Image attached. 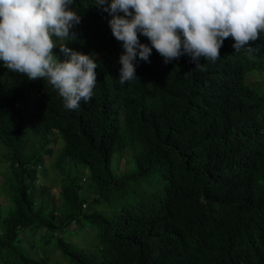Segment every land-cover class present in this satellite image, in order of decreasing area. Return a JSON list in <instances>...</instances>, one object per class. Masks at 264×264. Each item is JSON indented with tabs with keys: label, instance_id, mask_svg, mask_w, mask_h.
<instances>
[{
	"label": "trees",
	"instance_id": "obj_1",
	"mask_svg": "<svg viewBox=\"0 0 264 264\" xmlns=\"http://www.w3.org/2000/svg\"><path fill=\"white\" fill-rule=\"evenodd\" d=\"M92 3L76 0L80 31L66 41L73 50L97 54L99 64L94 95L78 109H65L51 86L12 73L0 61V141L22 177L15 196L4 193L10 200L0 203V264H211L215 248L228 239L237 260L264 257V36L238 51L225 39L215 63L201 58L203 70L187 55L165 63L153 49L148 62L137 57L138 77L121 84L122 44ZM56 51L63 58L59 46ZM252 72L262 79L248 81ZM29 94L30 109L23 104ZM27 135L39 148L27 145ZM60 138L63 147L52 164L61 176L55 196L37 182V169ZM116 153L122 154L120 170L131 168L125 178L112 168ZM31 160L34 167H28ZM64 164L88 169L93 201L132 177L156 172L162 191L151 203L147 193L114 216L86 214L78 178ZM35 197L53 204L40 207ZM82 219L97 227V242L88 250L57 237L54 248L66 255L65 263L46 250L42 237V249L33 238L22 244L25 229L34 237L37 227L54 232ZM200 229L211 230L204 243L182 237Z\"/></svg>",
	"mask_w": 264,
	"mask_h": 264
},
{
	"label": "clouds",
	"instance_id": "obj_2",
	"mask_svg": "<svg viewBox=\"0 0 264 264\" xmlns=\"http://www.w3.org/2000/svg\"><path fill=\"white\" fill-rule=\"evenodd\" d=\"M75 5L76 0H0V61L12 73L51 86L67 110L92 99L99 66L97 54L66 43L76 39L72 29L83 15ZM92 9L109 19L112 35L122 44L121 84L138 77L137 57L148 62L153 49L165 63L187 55L203 70L201 58L215 63L225 39L231 38L238 51L264 36V0H93ZM141 35L150 43L141 42ZM210 231L182 237L204 243ZM228 243L215 248L211 264L264 263V257L237 260Z\"/></svg>",
	"mask_w": 264,
	"mask_h": 264
},
{
	"label": "rangeland",
	"instance_id": "obj_3",
	"mask_svg": "<svg viewBox=\"0 0 264 264\" xmlns=\"http://www.w3.org/2000/svg\"><path fill=\"white\" fill-rule=\"evenodd\" d=\"M78 28L74 26L72 31L77 30ZM141 37V36H140ZM119 59V58H118ZM247 78L249 80H260L262 79V76L258 75L255 72L250 73ZM23 104L28 109L32 108L34 105L33 103V94H29L26 96L23 100ZM32 136L27 135V139L29 141L27 142L28 146L36 145V148H39L40 143H35L32 140ZM128 142L130 143L132 141L131 136L127 137ZM54 148V154L53 156H43L44 158V164L41 166V169H37V174L39 175L37 182L44 184L45 187L51 186L52 193L57 196L60 192V181L57 180V176L59 174V171L52 166V164L56 161L57 156L61 152V148L63 147V141L60 138V140L52 145ZM44 147V146H43ZM43 149V148H42ZM42 151V150H41ZM7 149L0 141V203L5 204L6 201H9V197L7 195H10L11 197H14L16 194V189L21 185V179L22 177L16 174L14 170L10 167V162L6 158L7 155ZM41 153V152H40ZM121 159L122 154L116 153L113 156L112 160V168L114 170V173L118 176V179L125 178L131 171V168L128 164H126L125 168L123 167L120 170L121 165ZM36 162L34 160H31L28 167H34ZM122 164H124V160H122ZM64 168L70 172V175L75 176L78 178V182L81 185V198L87 199V207L83 209V213L89 214L92 213L95 210H99L104 212L107 216H114L120 211H123L124 208H131L133 205H135L136 201L145 195H149L147 198L148 202L151 203L156 196L154 194H157V198L160 196L162 187H163V181L161 180L160 175L158 172L155 174H151L149 177L143 179V180H134L133 177L130 178V180H126V184L124 186H116L115 189L112 191L106 192V195L103 196L102 199L93 201L92 196L94 194L93 190H90V173L88 169L82 165H73V164H64ZM131 175V174H130ZM64 178V176H62ZM85 178V181H82L81 178ZM65 181V179H64ZM10 186L11 190L9 192H5L3 190V187ZM35 191H37V186ZM7 195H5V194ZM38 195V193H35ZM36 203L40 207L51 206L52 202L43 201L40 197H35ZM60 208V207H57ZM61 211V210H59ZM36 234L34 237H32L28 231L26 232V229L23 232V235L21 236L24 238L23 246L26 248V241H30V239H34V242L37 246H39L40 249H42L41 243L38 241L39 237H42V240L45 241V248L46 250L55 256V260L59 258L60 263L67 262L66 255L62 254L60 251L57 252V250L54 248V243L56 241L57 237H61L63 239L69 240L73 242L74 244H77L78 246H82L86 249H92L95 243L97 242V227L89 222L87 219H82L80 222H78L75 225V222H73L69 227L63 228V229H57L54 232H48L47 229L42 227H37L34 229ZM44 231V232H43ZM55 262V261H54Z\"/></svg>",
	"mask_w": 264,
	"mask_h": 264
}]
</instances>
